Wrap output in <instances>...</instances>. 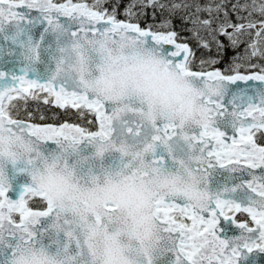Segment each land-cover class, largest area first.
I'll list each match as a JSON object with an SVG mask.
<instances>
[{
    "label": "snow or ice",
    "instance_id": "obj_1",
    "mask_svg": "<svg viewBox=\"0 0 264 264\" xmlns=\"http://www.w3.org/2000/svg\"><path fill=\"white\" fill-rule=\"evenodd\" d=\"M103 3L104 0H94L92 4L87 0H0V39L8 45L3 51L8 56L19 55L24 63L23 74H11V83H7L10 73L0 69V82H4L0 83V132L15 129L41 144L62 140L79 145L84 151L85 146L94 147L98 138L112 139L119 128L128 137L147 138L146 150L154 149L152 162L157 166L154 171L175 168L176 156L186 155L191 171L206 178L209 204L193 206L186 193L160 194L155 200L153 218L166 234L167 243L155 262L149 259L148 264H254L250 254H264V206H257V199L264 200V97L258 103L244 107L233 104L229 109L219 98L222 93H213L215 99L212 95L206 99L211 106L206 110L211 118L199 126L186 128L166 122L145 129L141 122L123 118L122 109L109 108L78 83L62 76L58 53L69 41L75 44L73 38L130 36L158 50L186 76L204 84L264 82V74L195 71L191 66L192 48L179 42L178 34L167 30L166 22L156 30L132 22L135 0L125 9L124 20L117 18L115 9L108 11L101 7ZM156 3L157 0H147L143 6ZM244 7L264 18V2L252 0L251 5ZM197 11L201 9L197 7ZM195 23L211 31L214 20ZM253 29L257 40L264 37V22L248 19L246 23L233 24L225 20L213 38L216 34L223 35L235 44L236 34ZM201 46L208 48L203 41ZM251 49L252 56L261 54L256 43ZM32 73L37 78H32ZM29 99L91 113L95 130L71 123L41 126L14 118L15 104ZM184 163L179 161L180 165ZM225 172L228 176L223 182L214 179ZM238 173L246 178L235 179ZM11 189V182L7 187L0 183V253L4 254L0 264H11L10 257L19 245L54 237L55 221L59 220L56 206L45 191L27 183L19 197L13 198ZM237 214H246V219H239ZM222 220L239 229L240 235L222 238Z\"/></svg>",
    "mask_w": 264,
    "mask_h": 264
},
{
    "label": "clouds",
    "instance_id": "obj_2",
    "mask_svg": "<svg viewBox=\"0 0 264 264\" xmlns=\"http://www.w3.org/2000/svg\"><path fill=\"white\" fill-rule=\"evenodd\" d=\"M73 41L58 53L61 75L145 129L166 122L199 126L211 118L207 97L222 93L219 98H224L226 85L186 76L133 37ZM0 136V183L10 185L9 165L25 173L32 187L52 198L59 217L54 237L19 245L11 264L155 262L167 243L153 218L158 196L186 193L193 206L209 204L206 178L191 171L186 155L176 156L177 167L154 171V149L146 150L147 138L128 137L119 128L112 139L98 138L84 151L62 140L41 144L15 129ZM257 206H264V200L257 199Z\"/></svg>",
    "mask_w": 264,
    "mask_h": 264
},
{
    "label": "rangeland",
    "instance_id": "obj_3",
    "mask_svg": "<svg viewBox=\"0 0 264 264\" xmlns=\"http://www.w3.org/2000/svg\"><path fill=\"white\" fill-rule=\"evenodd\" d=\"M109 0H104V3L102 4V7L107 9L108 11H112L109 9L107 2ZM130 4L134 3V0H131ZM224 0H157V3L153 6L156 7L157 13L150 16V21H148V26L152 27L154 30L158 28L159 25L162 23L167 24V30L175 31L178 34V41L187 43L190 38L197 37L204 41L207 40H213L217 41L218 44V34L215 35V39L213 38V33L216 29H218L219 25L225 21L228 20L232 22L233 24L238 23H246L248 19L256 20L257 22H264V18H262L259 13L251 12L250 8H245V5H251L252 0H231L234 2V5L232 6V9L236 11V21L230 20L231 14L222 13L220 9V5ZM89 4L94 3V0H87ZM264 2V0H257V3ZM147 4V0H135L133 12L135 15L131 18L136 19H143L148 20L146 18L147 14L149 13L148 6H143ZM128 7V6H127ZM126 7V8H127ZM197 7L201 9V11H197ZM207 8H212L213 11L209 13L208 11L204 10ZM216 9H219L216 11ZM117 12V9H115ZM205 12V14L203 13ZM125 10L123 11L124 14ZM251 13V14H250ZM117 18L118 14L116 13ZM177 19L178 22H175L174 20ZM203 19H210L214 20V23L212 25V30L205 29L201 27L198 23H195L197 20H203ZM133 22V21H132ZM138 23V22H134ZM139 24V23H138ZM183 31H186L189 33V35H181L179 33H182ZM231 31V30H230ZM256 30H250L248 32H242L239 34H236V43L233 44L231 41L230 43L232 46L236 49L243 45L242 50L235 55L232 62L227 66L225 70L219 69L217 67H213L215 61H209L207 64L206 62L201 63L200 70L204 71H213L218 70L221 71L225 75H231L235 74L237 71L242 74H264V37H261L259 40H257V37L255 35ZM245 43V45H244ZM253 43L257 44L258 51L261 53L260 55L252 56L251 55V45ZM191 47V45H190ZM263 59L262 61H260ZM256 67V69L250 71L251 68ZM195 70V69H193ZM40 101V100H39ZM35 110L27 111L26 115H22L21 117H14L17 119H24L32 121L35 124H39L41 126L51 124L54 126H59L61 123H71L76 124L81 127H85L84 125H80L78 123H75L71 120H63L61 123H57V118H49L48 115H46V111L44 108H39L38 104ZM81 114V117L84 118L86 123H89L91 125L92 118L87 116L85 113H79ZM33 116V118H31ZM35 116L39 117L41 120L35 121ZM53 116V114H51ZM87 117V118H86ZM237 217L241 220L246 219V214H237Z\"/></svg>",
    "mask_w": 264,
    "mask_h": 264
},
{
    "label": "trees",
    "instance_id": "obj_4",
    "mask_svg": "<svg viewBox=\"0 0 264 264\" xmlns=\"http://www.w3.org/2000/svg\"><path fill=\"white\" fill-rule=\"evenodd\" d=\"M165 1H170V0H165ZM182 1V0H179ZM131 0H109L107 2V5L110 10L117 9V14L119 19H127V17L123 14V11L126 9L127 6H129ZM234 5V2L231 0H224L221 5L220 9L222 13L226 14H231L230 20L236 21V11L232 9V6ZM149 13L147 14L146 18L148 20H143V19H136L133 18V22H138L142 27H147L148 21H150V16L153 14H156L158 11L155 6L151 5L148 6ZM205 14V12L203 11ZM175 22H178L177 19L174 20ZM181 35H189L188 32L183 31L182 33H179ZM218 44L217 41L207 40L204 41L200 38L193 37L189 39V43L191 45V48L193 50V59H192V68L195 70H200V65L201 63L206 62V64L209 61H215L213 67H217L219 69L225 70L227 66L232 62L234 59L235 55L238 54L242 48L243 45H241L238 48H234L232 44L230 43V40L227 39L223 35H218ZM206 42L208 44V48H204L201 46V42ZM245 45V43H244ZM261 59L260 61H262ZM256 69V67H253L250 69L249 72L252 70ZM264 70V69H263ZM38 104L39 108H44L46 111V115L49 116V118H57L56 122L61 123L63 120H71L74 121L75 123H78L80 125H84L85 128H89L90 130H95L92 128V125L94 123V118L91 113H85L87 116L92 118L91 125L89 123H86L84 118L81 117V114L77 112L75 109H61L57 108L52 104H44L42 102V99L39 100H27V101H19L18 103L15 104V108L12 110L13 116L14 117H21L22 115H26L27 111H33L37 107L36 105ZM53 114V116H51ZM33 118V116H31ZM87 118V117H86ZM40 118L35 116V121L40 122ZM244 219V218H243Z\"/></svg>",
    "mask_w": 264,
    "mask_h": 264
},
{
    "label": "water",
    "instance_id": "obj_5",
    "mask_svg": "<svg viewBox=\"0 0 264 264\" xmlns=\"http://www.w3.org/2000/svg\"><path fill=\"white\" fill-rule=\"evenodd\" d=\"M8 45L0 39V69L6 70L10 73L7 83H11V74L21 75L23 74L24 63L19 55L8 56L4 53L3 49L7 48ZM47 59V56H45ZM198 71V70H195ZM236 74V73H235ZM241 75H255V74H242ZM234 75V74H231ZM32 78H37L36 73L31 74ZM46 78V77H45ZM4 83V82H0ZM261 97H264V82L260 81H236L233 83H227L223 98V103L231 109L233 104L244 107L249 103H258ZM24 120V119H22ZM27 123H33L29 120H24ZM22 167V166H21ZM9 176L12 183V189L10 195L13 198H18L25 184L29 183V177L22 172L17 171L11 165H9ZM228 176V173H222L214 177L215 180L223 182ZM246 178L245 174L238 173L235 175V179ZM222 229L220 234L222 238H232L240 235V230L234 225H230V222L222 220ZM230 228V230H228ZM4 258V254L0 253V260ZM250 260L254 264H264V254L254 252L250 254Z\"/></svg>",
    "mask_w": 264,
    "mask_h": 264
}]
</instances>
